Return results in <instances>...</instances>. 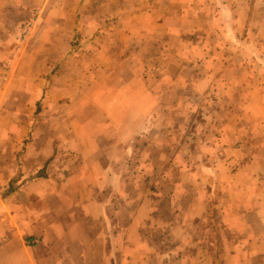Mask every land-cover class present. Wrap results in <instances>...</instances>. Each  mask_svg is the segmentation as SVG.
<instances>
[{
    "label": "crops",
    "instance_id": "0c3cea01",
    "mask_svg": "<svg viewBox=\"0 0 264 264\" xmlns=\"http://www.w3.org/2000/svg\"><path fill=\"white\" fill-rule=\"evenodd\" d=\"M40 5L0 0V106L52 52L75 76L0 181V264H264V0H101L79 51L90 0H47L13 51Z\"/></svg>",
    "mask_w": 264,
    "mask_h": 264
},
{
    "label": "rangeland",
    "instance_id": "374dc122",
    "mask_svg": "<svg viewBox=\"0 0 264 264\" xmlns=\"http://www.w3.org/2000/svg\"><path fill=\"white\" fill-rule=\"evenodd\" d=\"M46 1L42 0V5ZM76 1L81 2L82 0ZM99 1L101 0H90L91 6L89 10H78L75 12L74 18L76 23L78 24L79 21L87 18L89 28H85L84 31L80 30L79 33L75 32V38L72 44L73 51H79L80 49L81 34H85L89 40H93L100 33V30L109 26L110 22L114 21L121 14L118 12L119 15H117L108 6L102 10L97 9V3ZM42 5L27 12L24 21L18 27V31L10 38L14 43V46L13 43L11 45L13 51L15 46H18V50H20L22 45L27 47L26 42L29 36L46 13V8L42 9ZM103 20L107 24L102 25L101 22ZM61 52L64 53L65 51L62 49ZM55 54L57 53H50L48 55L49 58H47V63L44 65L40 92L36 94L35 92L26 91L25 95H23L20 91L14 90L9 95V102L5 106H0V181L7 176V172L10 169L16 170L14 175H10V179L12 180L14 178L13 180L15 182L19 179L18 170L21 168L20 158L26 152L27 147L32 146L31 143L34 142L33 134L35 131L41 130L45 132L49 130L50 126L59 128L60 124L55 120L60 118L59 116L63 114V111L62 107L58 105L56 93L66 83L67 79L75 75L69 74L65 72V69L61 68L65 66V62L59 63L60 61L59 59L57 60ZM11 69L12 67H3L4 75L1 76L0 80L5 82L8 77L7 73ZM25 77L27 82L32 81L33 76ZM15 80L17 79L15 78ZM56 87H58V90H52ZM19 96L20 104H17ZM56 113L58 116H56ZM69 160L70 156L64 153L61 162ZM43 165L45 164L43 163ZM3 189L1 187L0 195L4 194Z\"/></svg>",
    "mask_w": 264,
    "mask_h": 264
}]
</instances>
